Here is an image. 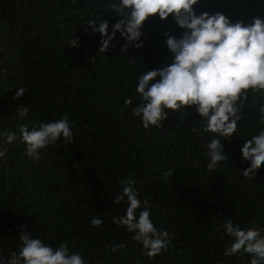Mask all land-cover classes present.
Masks as SVG:
<instances>
[{"label":"trees","instance_id":"trees-1","mask_svg":"<svg viewBox=\"0 0 264 264\" xmlns=\"http://www.w3.org/2000/svg\"><path fill=\"white\" fill-rule=\"evenodd\" d=\"M116 3L0 0V131L16 133L12 142L0 136V257L18 254L25 230L53 248L66 243L85 264H249L248 253L225 255L233 237L220 225L231 219L264 235V162L248 179L240 170L248 163L240 148L260 126L264 94L248 90L237 133L221 138L227 160L208 171L205 145L213 134H202L194 106L166 109L159 128H144L132 115L143 103L138 76L168 63L164 33L179 37L183 30L171 15H153L143 25L142 47L121 51L118 31L99 52L101 36L87 22L107 20L111 31L122 18L112 9ZM194 7L245 24L264 17L256 0H199ZM20 87L27 91L16 98ZM22 105L26 117L18 115ZM65 115L73 141L47 146L38 161L27 158L20 125ZM128 177L136 179L154 225L169 233L168 246L151 258L134 233L113 222L125 213L126 199L115 204L113 197ZM92 217L102 224L93 227Z\"/></svg>","mask_w":264,"mask_h":264},{"label":"clouds","instance_id":"clouds-1","mask_svg":"<svg viewBox=\"0 0 264 264\" xmlns=\"http://www.w3.org/2000/svg\"><path fill=\"white\" fill-rule=\"evenodd\" d=\"M198 3L199 0H118L112 9L122 18L112 24L111 31L107 20H89L87 24L91 32L101 36L99 52L109 48L118 31L125 40L123 51L143 46V25L149 17L156 15L164 20L171 15L183 32L179 37L164 33V43L171 53L168 63L138 76L136 92L143 103L132 108V115L140 117L144 128H159L167 119L166 109L176 111L194 106L204 122L202 134H213L204 153L206 168L213 171L219 162L227 160L221 138L225 141L237 133L248 90L264 94V17L254 16L245 24L242 20L233 21L222 11L197 13L194 6ZM256 3L264 5V0H256ZM72 45L78 42L73 41ZM25 91L24 87L16 89L15 97ZM125 104H130V100L126 99ZM17 111L19 116L26 117L29 108L22 105ZM259 124L258 130L245 139L240 148L241 159L248 162L240 169L246 179L255 176L264 162V104L259 105ZM193 131L201 129L193 128ZM19 133L25 143L24 154L32 161H38L41 150L47 146L55 145L60 139L71 143L74 138L66 115L41 121L31 128L22 124ZM0 136L12 142L16 133L8 132L5 136L0 131ZM3 156L4 152L0 151V157ZM168 178L169 172H165L163 179ZM121 183L122 191L113 200L119 204L126 199L127 204L124 215L113 217V222L134 233L133 239L142 244L145 255L151 258L168 246L169 233L154 225L147 201L138 197L136 179L128 177ZM90 223L97 227L102 220L92 217ZM220 227L233 237L224 250L225 255L240 251L250 254L249 264H264V235L260 228L237 224L231 219ZM19 238L22 246L18 254L13 253L7 259L0 257V264H85L82 256L70 251L66 243L53 248L25 230L20 232Z\"/></svg>","mask_w":264,"mask_h":264}]
</instances>
